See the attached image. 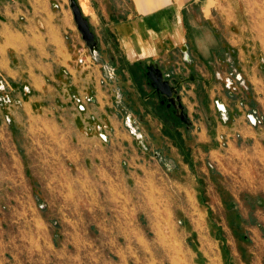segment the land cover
<instances>
[{
	"label": "rangeland",
	"instance_id": "rangeland-1",
	"mask_svg": "<svg viewBox=\"0 0 264 264\" xmlns=\"http://www.w3.org/2000/svg\"><path fill=\"white\" fill-rule=\"evenodd\" d=\"M109 1L110 10L129 5ZM4 3L12 15L0 16V264H264V78L242 117L224 119L233 77L215 83L228 93L199 94L212 105L203 121L221 132L214 152H196L177 118L184 138H165L155 121L145 135L137 128L143 113L120 95L122 63L91 53L71 0H0L2 12ZM95 18L102 35L106 20ZM102 85L106 112L92 103ZM249 207L254 238L241 216Z\"/></svg>",
	"mask_w": 264,
	"mask_h": 264
},
{
	"label": "crops",
	"instance_id": "crops-1",
	"mask_svg": "<svg viewBox=\"0 0 264 264\" xmlns=\"http://www.w3.org/2000/svg\"><path fill=\"white\" fill-rule=\"evenodd\" d=\"M104 1L79 0L83 13L93 25L97 13L106 20L102 35L95 29L101 48L100 56L107 57L104 60L113 64L122 63L118 67V74L122 76L123 86L128 92L119 94H127L126 104L132 111L143 113L141 127L137 128L144 129L141 132L145 135V128L154 126L155 121L160 123L167 134L163 135L165 138L172 139L176 134L181 138L185 137L176 126L175 122L178 120L172 118L169 111L162 107L146 76V69L141 68L142 63L155 61L165 78L177 86L184 110L191 121L190 124H183V130L196 136L194 145L201 147L204 144L208 146L210 153L214 152V148H209V143L219 139L216 133H220L221 128L203 121L200 111L205 108L210 111L212 105L203 103L198 96L205 94L207 101L212 100L216 89L225 88L223 84L217 86L215 83L231 76L235 81V90L229 91L233 95L229 103L223 101L227 111L224 119L235 113H241L242 117V110L248 107L246 97L253 90L256 91V81L264 78V21L256 20L258 12L251 4H258L261 7L260 13L264 16V0H218L216 4H212L210 0H128L129 5L123 8L117 2L115 10L107 8L106 2H110L109 0ZM1 8L4 11L0 10V16L12 15L10 4L7 7L4 3ZM36 15L40 14L36 12ZM120 15L124 18L113 20V17ZM0 24L4 25L1 20ZM5 26L10 33L20 32L11 24ZM107 34L108 37L111 35V40L107 39ZM4 43L5 40L0 38L1 48ZM9 48L14 47L10 45ZM104 49L108 54H105ZM0 57V63L5 62L6 57ZM88 76L90 78L89 74ZM102 86L100 90L103 98L97 100L93 97L92 103H97L100 111L106 112L109 106L106 93L110 88ZM224 90L228 93L226 88ZM110 127L114 130L113 136L121 133L117 120L112 119ZM210 135L214 137L211 138ZM112 138L111 143L114 142ZM129 144L132 147V143ZM198 150L203 152L202 147L196 152ZM234 197L238 208L242 210L244 201L235 195ZM250 208L248 214L241 211V216L244 223L249 224L246 228L253 232L254 238L259 229L253 225L256 220L252 223L249 221ZM251 217L256 218V215Z\"/></svg>",
	"mask_w": 264,
	"mask_h": 264
},
{
	"label": "water",
	"instance_id": "water-1",
	"mask_svg": "<svg viewBox=\"0 0 264 264\" xmlns=\"http://www.w3.org/2000/svg\"><path fill=\"white\" fill-rule=\"evenodd\" d=\"M71 9L73 11L74 19L79 31L82 34L83 40L86 42L91 53L95 56L98 52V40L91 28L89 19L84 15L83 10L77 0H71ZM147 76L150 79L151 85L161 95L167 97L172 103H178V108L181 110L180 119L190 124V119L187 113L184 111V106L181 103V97L178 95L177 86H173L169 80H167L163 74V71L151 64L147 67Z\"/></svg>",
	"mask_w": 264,
	"mask_h": 264
},
{
	"label": "flooded vegetation",
	"instance_id": "flooded-vegetation-1",
	"mask_svg": "<svg viewBox=\"0 0 264 264\" xmlns=\"http://www.w3.org/2000/svg\"><path fill=\"white\" fill-rule=\"evenodd\" d=\"M151 65V64H150ZM150 65H147L146 66V73H147V67L148 66H150ZM156 65V64H155ZM157 66V65H156ZM146 76H147V74H146ZM148 77V76H147ZM149 79V78H148ZM149 82H150V79H149ZM151 83V82H150ZM173 86H175V85H173ZM178 90V89H177ZM155 92H156V95L159 97V100H160V103H161V105H162V107H165L168 111H169V113H170V115L172 116V118H177L178 120H181L180 119V113H181V110L178 108V103L176 102V103H172L167 97H165V96H163V95H161L160 93H158L156 90H155ZM178 95H179V93H177ZM181 97V96H180ZM182 103V102H181ZM183 104V103H182ZM184 106V105H183ZM185 111V110H184ZM181 122L182 123H184V124H187V123H185V122H183L182 120H181Z\"/></svg>",
	"mask_w": 264,
	"mask_h": 264
}]
</instances>
